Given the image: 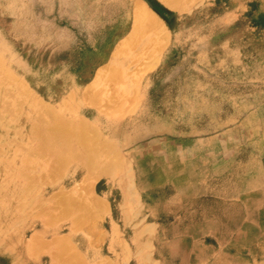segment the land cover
<instances>
[{"label": "rangeland", "instance_id": "obj_1", "mask_svg": "<svg viewBox=\"0 0 264 264\" xmlns=\"http://www.w3.org/2000/svg\"><path fill=\"white\" fill-rule=\"evenodd\" d=\"M30 96L116 168L47 176ZM75 188L96 226L58 217ZM64 236L84 264H264V0H0V264H58Z\"/></svg>", "mask_w": 264, "mask_h": 264}, {"label": "bare ground", "instance_id": "obj_2", "mask_svg": "<svg viewBox=\"0 0 264 264\" xmlns=\"http://www.w3.org/2000/svg\"><path fill=\"white\" fill-rule=\"evenodd\" d=\"M143 14L148 21H151V24L154 23L155 19L150 12L145 11ZM140 21L141 20H138L137 22L140 23ZM140 27L141 25L136 23L133 28L135 35L140 33L138 31ZM30 98L35 107L42 109V112L37 114L38 116H36L35 124L33 126L34 146L31 148L33 149L31 150V153L38 154L40 157L48 160V166L50 167L46 170L47 176L50 175L55 178L61 167L69 159L72 160V158L78 159V162L86 167L89 174L109 175L112 170L116 168L117 164L113 159L109 158V148L106 149L100 144L97 135L93 134L94 129L91 128L88 122L74 117L67 118L61 114L64 112L62 108L64 105L62 104L53 107L47 105L36 96H30ZM24 164L26 165L27 162L25 161ZM28 183H30V180ZM73 192L75 193L74 196L78 198L76 199L77 201L69 198V196L61 194L59 198H62V200L56 202L55 209L60 213L58 217H69L75 228L90 225L93 218L96 220L98 217L99 219L100 216L108 212V204H106L104 200L92 198L85 204L81 202L83 191L80 188H75ZM33 199L35 198H32V200ZM50 218L54 219L52 215ZM93 222H91V224ZM93 224L96 226V221ZM96 232L97 231H95V233ZM100 237L101 234L98 238ZM53 241H55V244L53 245L57 248L56 253L52 258L54 263L84 264L82 263L80 255L74 251V248H70L71 243L69 237H56ZM43 244L44 243L41 241L40 237L37 234H34L28 239L26 248L30 253L36 252L35 250H38L42 246H46V244Z\"/></svg>", "mask_w": 264, "mask_h": 264}]
</instances>
